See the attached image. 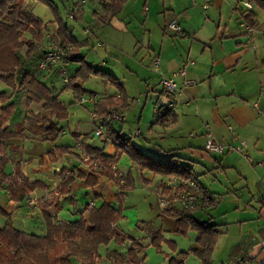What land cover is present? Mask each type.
<instances>
[{
  "label": "crops",
  "instance_id": "1",
  "mask_svg": "<svg viewBox=\"0 0 264 264\" xmlns=\"http://www.w3.org/2000/svg\"><path fill=\"white\" fill-rule=\"evenodd\" d=\"M32 1L37 0H28L27 7ZM127 1L129 0L123 2L120 11L116 14L112 11V4H114L116 0H100V4L101 7L109 11L112 16H117L122 12L124 4ZM51 2L56 8V10L53 11L48 6L55 14L54 20L45 22L44 38L40 48L46 50L45 48L47 45L45 44L50 43V46L52 43L57 44L58 39L56 38V32L58 27L61 25L65 26L67 32L76 41L78 56L82 57L86 63L106 73V76L94 74L84 80L77 79L76 83L87 92H90L84 88L79 81H86L91 77H100L105 81L106 85L114 86L117 90L113 93L105 92L103 95L112 96L116 93H121L127 107L130 103V98L126 93L124 84L118 81L117 77L110 71H106L86 60L83 47L87 43V40L77 39L73 35L70 27L64 23L60 16L59 6L56 5L53 0H51ZM202 3L207 6L204 8V12L199 10V4ZM171 10L173 13L177 11L180 16H182V11L185 10V15L184 17H176V14L173 16L176 18V23L178 25L180 24L179 26L182 28L180 32H175L164 26V31H166L167 28L172 33H175L177 37L174 48L172 47L167 51L161 48L158 51V76L160 75L163 77L171 74V76H173L175 72L182 67L185 69V76L195 80L196 84L183 88L179 93H166L163 92V90L159 92L160 95L170 94V96H174L172 100L175 102V105L172 114H168L163 118L158 117L160 113L157 114L155 110L154 119L147 127L148 131L151 130L152 133H143L141 127L137 125L141 133L140 136H135L132 132L126 134L122 132L124 122H115L105 127V139H107V142L110 143L112 147V150L109 152H105L103 147L89 142V139L93 137L92 133L81 134L74 132L73 138L79 149H72L71 146L67 145H56L48 152L47 156H41L34 160L14 159L15 168L12 172H7L5 166V172L7 174L12 175L15 169H18L21 176L29 180V182H37L32 192L29 193L35 197H40L46 190L57 191L67 176V170H71L73 180L68 184L69 193L58 198V205H56L57 194L51 195L44 205H47L46 209L53 214V220L75 222L82 216L84 219H87L86 207L90 202H93L95 206L102 203L115 206L118 205L117 194L119 186L115 181L108 179L104 174L94 171L91 172L82 161L79 162L83 153H88L89 150H91V153L94 154L95 150H99L100 153L107 155L110 160L116 162L118 168L123 171L124 178L127 180L128 184L124 188L122 196H120L122 202V216L117 219L114 227L120 237L119 241L113 238L107 245L99 246L98 255L95 256L94 264H144L147 256L143 244L144 240H148L156 251H162L163 247L166 246L171 252H177V243L175 240L165 235L168 231H166L162 225L156 227L149 222L141 221L142 224L140 228L146 233V236L144 235L142 237L132 236L117 227L120 218L124 216L126 208L135 205H131V202H127L126 199L129 195L128 192L131 193L132 189L135 188L136 180L147 183L153 181L156 175H158L161 178L156 181L154 186L157 195L161 198L170 195L174 191V187L170 185L169 181H165L164 179V177H167L169 180L168 176L161 175L148 168H141L138 166L137 162L131 160L129 154L130 151H133L131 145L142 150L150 149L152 146L162 148V150H174V152L181 156L183 161L191 168L194 177V165L201 166L207 169V171H212L220 167L222 169L229 167L235 168V165L224 161L226 157L219 160L217 158L218 153L216 154V152H210L205 149L203 138L204 134L206 135L207 132L205 124H208V129L216 141L219 140L224 142L227 141V139L230 141L229 138L232 135L236 136L238 140H247L250 144L251 154L257 160H261L264 166V115L260 114L253 106L255 102H258L260 106L264 104V8L257 4H252V7L248 9L243 6L242 3H239L238 0H184L179 7L175 5L172 6ZM94 14L96 17H99V19L101 18L97 11H94ZM247 15L249 16L248 23L253 24L251 33H249L248 30L246 33H243L240 28L244 27L241 25V22L246 23L244 17ZM193 18H195L196 21H194ZM98 21L102 24H109V21L103 18ZM200 21L203 25L199 23ZM190 38H192V41ZM193 41L194 43H192ZM80 64L81 61L79 59L70 61L67 67L68 75L72 76ZM57 71L56 67L48 71H43L40 74L42 81L46 83V77L52 73L59 74ZM175 79L179 85L183 81V77L179 75H176ZM3 85L4 87L0 90L6 91L7 94L11 96V100L15 103L12 117L7 125L9 129L17 130L20 126L25 124L27 116L32 113H39L42 110V105L36 102L28 103L26 93L21 91L24 94L25 103L28 107L25 111H22L23 117L21 119L18 118L14 120L16 114L20 110L15 100L16 91L12 89L9 90L5 84ZM67 89L71 90L72 95L76 98L73 90L70 87H67ZM54 95L66 105V103L59 98L57 93L54 92ZM30 105H37L38 108L31 109ZM87 105L93 106L94 109V105ZM66 108L68 117L69 110L67 105ZM181 117L190 121L188 126H182V130L190 129L195 130L197 134L200 133L196 138H192L191 141L184 144L183 152L187 154V156L182 155L178 147L167 148L153 140L154 137L158 136V132L153 133L155 131L154 129H157V127L154 126L155 124H159L163 129H170V132H176V130L178 131L179 129ZM64 133L63 129L61 134ZM124 135L129 138L128 141L118 137ZM12 138L14 137H9L4 140L9 161L12 159L11 154L18 149L17 145L9 142ZM15 138L48 140L40 135H32L27 131H23L15 136ZM57 138L55 140H57ZM206 139L207 137L205 138V142ZM202 145L204 146L203 148L201 147ZM61 158L64 160L63 163L55 165ZM75 161H77V163H75ZM44 173H46V177H42ZM90 173L96 176L97 179V183L94 186L85 185V177ZM261 179V183L263 184L264 175ZM198 182L206 189L212 202L205 204L202 200L199 201L197 208L192 211L190 215H187L186 219L189 221L193 220L199 223H206L207 225H214L215 229H217V239L211 251V264H213V250L222 230L219 228L220 225L213 221L211 215H206L204 218L205 214L201 215L199 213H204V208L213 204L216 198L212 195V192H208L205 185L200 181ZM165 187L170 188L168 193H165V191L167 192V188ZM0 189L4 191V195H2L0 199V208L4 214H15L13 221H11L12 224L22 232L44 235L46 227L42 208L40 206L29 207L25 200H11L5 189ZM70 198L76 199V205L72 206L70 204ZM260 201L263 206L261 207V213L264 214V196L260 198ZM171 206L173 207H171L172 210H181V207L176 202ZM21 210L24 211L26 215L24 216L22 224L16 225L14 220H16L18 217L17 214L20 213ZM161 210L162 214L175 219V233L180 235H186L189 231H194L195 233L192 247L177 252V257L171 256L169 258V264H171L170 260L172 258L178 262L181 259L180 254L183 252H187L184 259L185 264H188V260H190L191 257L193 258L191 264H202V259L197 253H202L205 246L198 240V232L195 229L194 222H189L185 219L180 220L179 216H174L163 211V209ZM5 220L4 217L0 216V228L5 225ZM29 231H32V233ZM259 233L260 239L262 240L253 237L249 239V241L233 244L230 248L228 262L235 261L239 255L248 252L255 257V262L257 264H263L264 231L260 230ZM155 241L159 247L155 246ZM131 242L134 243L135 247L134 245L133 247L135 250L134 255L128 257L126 252ZM74 261L75 264H82L81 260L75 259Z\"/></svg>",
  "mask_w": 264,
  "mask_h": 264
},
{
  "label": "rangeland",
  "instance_id": "2",
  "mask_svg": "<svg viewBox=\"0 0 264 264\" xmlns=\"http://www.w3.org/2000/svg\"><path fill=\"white\" fill-rule=\"evenodd\" d=\"M53 1L59 6L60 16L64 23L70 27L73 35L77 39L87 40L83 47L86 60L110 71L118 81L124 84L130 103L125 108L126 118L123 121L122 132L135 134L139 128L137 125H139L143 133H152L151 130L148 131L147 127L154 119L155 109L159 105L167 106L168 102L174 98L170 94H159L164 88L161 80L172 77V74L163 76L164 78L158 76L159 70L153 66L152 60L155 57L158 58V51L161 48L167 51L176 45L177 35L167 28L164 31V26L167 27L170 22L175 21L176 18L173 17L175 14L176 17H184L185 10L182 11V16L177 11L173 13L171 10L172 6L179 7L184 0H129L117 16H112L109 11L103 9L100 0ZM205 5L199 4L201 12H204L203 6ZM27 8L44 22L54 20L55 14L41 2L32 1ZM94 11L99 13L100 19L108 20L109 24L99 22L100 19L96 17ZM193 19L196 21L195 18ZM199 23L203 25L201 21ZM240 28L243 33H246L245 27ZM190 39L192 41V38ZM100 43L104 45L101 46ZM45 45H47L46 50L51 47L50 43ZM63 61L67 65L57 66L59 74L48 75L45 82L53 87L54 92L68 107V117L59 122L65 133L55 141L15 137L9 140L17 145L18 149L11 154L12 159L6 165L7 172L14 170V159L34 160L41 156H47L48 152L56 145H67L72 149H79L73 138L74 132L92 133L93 137L89 139L91 144L103 147L105 152L112 150L111 144L105 139L106 128H104L102 136H97L94 133L100 123V117L92 115L93 106L80 104L78 99L72 95L71 90L65 88L64 76H69L67 73L69 63L65 57H63ZM79 83L90 92L100 95L105 92L117 91L116 87L106 85L100 77H91L86 81H79ZM3 87L4 85L0 81V89ZM15 100L20 108L14 119L17 120L23 117L22 111H25L28 105L25 103V97L21 91L15 92ZM36 108H38L37 105L31 106V109ZM179 124V129L176 132H170V129H163L159 124H155L157 129H154L153 133L158 132V136L153 140L167 148L178 147L181 154L187 156L183 152L184 144L191 141L192 138H196L200 133L197 134L195 130L190 129L182 130V126L186 127L190 124L188 119L181 117ZM205 136L204 134V138L202 137L204 144ZM245 141L247 147L242 152H238L229 148L230 141L228 139L224 142L217 140L224 146L223 152L216 153L217 158L220 160L226 157L224 161L235 165V168L222 169L220 167L207 171L201 166L194 165L195 177L216 198L213 204L204 208V213L199 212L201 215L205 214L204 218L206 215H211L213 221L219 224V228L222 230L213 250V264H234V260L228 262L232 245L249 241L253 237L260 239L259 231H264V214L261 213L263 206L260 201V198L264 196V183H261L264 166L261 160H257L251 154L250 144L247 140ZM63 161L61 158L55 165H60ZM81 161L80 159L79 162ZM120 170V168L117 169V171ZM120 172L123 174L122 170ZM42 177H46V173ZM160 178L156 175L153 181L147 183L136 180L135 188L131 193L128 192L129 195L126 199L127 202H131V205H135L129 207L128 204L129 208H126L117 227L132 236L142 237L146 236V233L140 228L141 221L149 222L156 227L162 225L168 231L165 235L177 243V252L187 250L194 243L195 233L194 231H189L186 235L175 233V219L161 213L160 197L154 189L156 181ZM164 179L168 181L167 177ZM2 195H4V191L0 189V199ZM14 215V213L4 214L0 208V216L6 220L10 218V221H13ZM17 215L18 217L14 220L15 224H22L26 214L21 210ZM29 232L32 233V231ZM143 244L147 255L144 264H169L171 256L177 257V252H171L166 246L162 251H156L148 240H144ZM191 261H193L192 257L188 260V264H191Z\"/></svg>",
  "mask_w": 264,
  "mask_h": 264
},
{
  "label": "trees",
  "instance_id": "3",
  "mask_svg": "<svg viewBox=\"0 0 264 264\" xmlns=\"http://www.w3.org/2000/svg\"><path fill=\"white\" fill-rule=\"evenodd\" d=\"M28 0H0V81L13 91H24L27 102L41 103L42 110L39 113H32L26 117V122L17 130L9 129L7 123L12 117L14 101L6 91L0 90V188H4L9 199L16 201L27 200L28 195L34 189L37 182H29L21 176L18 169H15L12 175L5 172V166L9 161L6 153V143L4 140L9 137H15L27 131L32 135H40L44 139L55 140L63 131L59 121L67 117V108L56 95L53 88L44 83L41 79V73L48 71L54 66L47 69L38 67L39 60L48 50H42L41 42L44 38L45 22L35 17L27 8ZM53 11L56 10L51 0H37ZM126 0H116L112 4L114 14L121 9L123 2ZM251 4H257L264 8V0H248ZM248 23L249 16L244 17ZM58 44L64 46L69 43L72 48L66 50L65 59L70 61L80 60L81 64L72 76H68L66 86L70 87L76 99L86 95L87 92L79 84L77 79H86L91 75H103L106 73L96 69L86 63L82 57L78 56L77 44L72 36L67 32L63 25L58 27L56 32ZM163 92L167 91L163 89ZM121 94V93H120ZM117 93L112 96L103 95L99 103L94 105V111L97 114L104 113L110 106L121 102L126 108L124 97L117 98ZM164 109L161 105L158 109ZM172 110H161L158 117L163 118L172 114ZM109 126V125H108ZM135 133V136H140ZM121 139L129 140L128 137L118 136ZM130 158L137 162L141 168H148L164 176H175L180 179H192L196 181L207 194L206 189L193 176L191 168L183 161L181 156L177 155L174 150H162V148L152 146L150 149H139L131 145ZM86 153V152H85ZM87 154L101 158L99 165H92L89 162H83L91 172L104 174L108 179L116 182L119 186L117 194V206L107 203L86 207L87 219L83 216L75 222L55 221L53 214L46 208L47 205H39L44 212L46 231L44 235L30 234L18 230L10 221L6 220L5 225L0 228V264H75V259L81 260L82 264H94L95 256L98 255L100 245H107L113 238L119 241V234L115 230V223L122 216L121 197L124 188L128 185L124 175L115 174L118 166L114 160L95 150ZM67 176L63 180L60 188L57 190V201L62 195L69 193L68 184L73 180L71 170H67ZM97 183L96 176L88 174L85 177L86 186H94ZM167 192H169V187ZM164 193V192H163ZM209 202L211 197L207 194ZM27 202V201H26ZM70 204L76 205V199L70 198ZM198 204L192 208H181L180 211L172 210L169 206L163 209L169 214L179 216L180 220L186 219L192 211L197 208ZM173 208V207H172ZM10 215V214H7ZM194 222L195 229L198 232V240L205 246L202 253L197 255L202 259V264H211V251L216 242L218 231L214 225ZM121 241V240H120ZM154 242V241H153ZM155 246L159 245L155 241ZM134 243L131 242L126 255H134ZM191 252V251H190ZM194 252V251H193ZM187 252L180 254L181 259L176 262L174 258L170 260L171 264H185L184 259ZM192 253V252H191ZM244 258L249 260V264H257L255 257L248 252L239 255L235 260ZM264 264V263H263Z\"/></svg>",
  "mask_w": 264,
  "mask_h": 264
},
{
  "label": "built area",
  "instance_id": "4",
  "mask_svg": "<svg viewBox=\"0 0 264 264\" xmlns=\"http://www.w3.org/2000/svg\"><path fill=\"white\" fill-rule=\"evenodd\" d=\"M239 3H242L243 6H245L246 8L250 9L252 7V4L248 1V0H238ZM204 8L206 7L203 6ZM241 25L244 26L249 33L252 32L253 30V26L245 23V22H241ZM167 27L175 32H180L181 31V27L175 22L172 21L170 22ZM101 46H103V43H100ZM72 48V44H67V45H60V44H55L52 43L51 47L48 49V51L46 52V54L39 60L38 62V67L40 69H47L49 68V66H62L64 67L65 65H67V63L65 61H63V57L65 55L66 50H69ZM152 64L153 66L159 68V59L158 58H154L152 60ZM179 75L183 77V81L182 83L179 85L175 79V76ZM64 81L66 82L69 77L68 76H64ZM161 83L163 85V89H165L167 91V93H179L182 91L183 88L187 87V86H193L196 84V81L190 78H187L185 76V69L184 68H179L175 74L167 79H162ZM263 91H264V87H263ZM117 98H121V94L117 93ZM103 95L100 94H96V93H90L89 95H83L78 99V102L80 104H92L95 105L97 103L100 102V100L102 99ZM175 102L172 100L171 102H168L167 106H164V109L166 110H172L174 108ZM161 105L158 106V108ZM253 106L257 109V111L264 115V104L263 105H259L258 102H255L253 104ZM158 108H156V113H160L161 110L164 111V109L161 108V110H159ZM92 115H96L98 117H100V123L98 124L96 130H95V135L97 136H102L103 135V130L104 128L112 123L115 122H123L126 118V113H125V107H123L121 102H118L116 105L110 106L109 108H107V110L102 113V114H97L94 109L92 112ZM205 127L207 129L206 132V142H205V149L207 151L210 152H223L224 150V146L220 143H218L212 136L211 132L208 129V124H205ZM230 128V127H229ZM140 130L137 129L136 133H139ZM247 147V144L244 140H238L236 138V136L232 135L230 137V144H229V148L231 150H236L238 152H242L244 150V148ZM82 162H89L92 165H99L101 163V158L98 156H92L90 154L84 153L82 155L81 158ZM120 171L115 172V174L120 175ZM169 183L171 186L174 187V191L167 196H163L160 198L159 200V206L161 209H165L168 208L169 206H171L174 202L178 203L179 206L181 208H192L195 205L198 204L199 201H203L205 204H209V199L207 194H205L203 188L194 180H190V179H178L175 176H171L169 177ZM56 195L57 191H51V190H46L43 195H41L40 197H35L31 194L28 195L27 198V204L31 207H36L39 206L41 204H44L47 199L51 196V195ZM90 206H93L94 203L90 202L89 203ZM234 264H249V260L244 259V258H239L237 260H235Z\"/></svg>",
  "mask_w": 264,
  "mask_h": 264
}]
</instances>
